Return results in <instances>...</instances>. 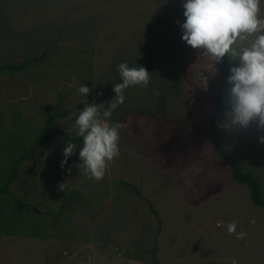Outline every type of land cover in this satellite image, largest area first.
I'll list each match as a JSON object with an SVG mask.
<instances>
[{"label":"rangeland","instance_id":"rangeland-1","mask_svg":"<svg viewBox=\"0 0 264 264\" xmlns=\"http://www.w3.org/2000/svg\"><path fill=\"white\" fill-rule=\"evenodd\" d=\"M183 2L0 0V63L45 49L43 59L24 71L0 72V186L46 112L57 107L61 116L45 134H72L84 108L81 86L90 89L89 104L107 105L121 82V62L151 73L147 88L126 89L124 104L108 118L124 127L120 154L102 181L79 175L74 166L83 139L63 169L68 140L61 136L17 165L8 191L0 194V264H150L156 220L148 202L160 220L154 255L160 264H264V233L256 226L248 223L242 240L225 233L230 219H257L263 228L264 207L246 201L247 187L232 179L212 148L206 125L219 72L209 77L207 91L199 88L198 50L182 40L181 29L163 25L185 22ZM258 15L264 19V0ZM217 135L242 169L252 171L264 196V145L258 142L264 132L252 124L232 132L217 128ZM172 165L185 178L163 172ZM66 182L65 192L58 191Z\"/></svg>","mask_w":264,"mask_h":264},{"label":"clouds","instance_id":"clouds-1","mask_svg":"<svg viewBox=\"0 0 264 264\" xmlns=\"http://www.w3.org/2000/svg\"><path fill=\"white\" fill-rule=\"evenodd\" d=\"M182 6L185 22L176 23L183 32L182 40L199 52L203 71L198 76V87L207 91L209 77L218 75L216 65L225 57L229 61V75L221 99L224 111L217 128L232 132L247 130L255 124L257 131L264 132V19L258 15L260 0H184ZM257 33L261 34L255 35L251 43H244ZM233 62L238 64L233 65ZM117 70L121 82L113 86L115 96L107 105L103 102L89 104V87L83 85L78 90L84 97V108L79 111L72 132L83 139V144L79 151L80 163L74 166L79 169V175L97 182L103 180L108 163L120 154L119 129L124 125L111 124L108 118L124 104L126 89L147 88L151 81V73L143 66L130 67L121 62ZM258 142L264 145V135ZM77 146L72 141L66 142L62 169L68 158L75 155ZM66 188L68 182L58 184L57 190L65 192ZM236 228V221L227 225L228 233L234 234L237 240L248 235L237 233ZM231 264L238 262L232 259Z\"/></svg>","mask_w":264,"mask_h":264},{"label":"trees","instance_id":"trees-1","mask_svg":"<svg viewBox=\"0 0 264 264\" xmlns=\"http://www.w3.org/2000/svg\"><path fill=\"white\" fill-rule=\"evenodd\" d=\"M183 23L184 22H180V24H183ZM163 24L165 25V27L181 29L177 25L176 21H164ZM44 54H45V49H43L41 53L38 55L27 56L16 62L6 61L3 63H0V72L2 71H7L11 73L22 72L27 67H30L37 62H40L43 59ZM216 67L219 72V83H218L216 90L212 94L213 110L208 117L207 126H206V129L209 132V138H210L212 148L214 150L215 155L222 158L228 164L232 179L235 182L241 183L247 187L248 198L250 202L255 206L264 207V196L261 194L259 182L254 178V176L252 175L250 171H244L242 169L240 162L234 159L230 155L229 151L221 144L218 138L217 130H216L217 121L220 120L223 115L224 109L221 103V99L223 97V91L226 88V78L229 75V62L226 59V57L223 59V62L220 64H217ZM57 110L58 108L56 107L53 113L46 112L43 125L41 126L40 131L38 135L35 137L33 143L25 152L20 154L12 163L11 170H10L8 177L5 179L2 186H0V194L6 193L8 191L10 182L13 181V179L15 178L16 171H17V165L26 159L34 160V153H35L36 147L40 145L41 143H43L44 141H46L47 139L54 137V136H61L64 139L68 141H72L74 143H79L80 141H82V138L76 137L75 133L69 134L60 129L54 130L51 133L45 134V131L49 127L51 121L61 116V114H59ZM136 112L146 113V110L137 109ZM124 185L126 186L130 185L129 187L134 189L137 195H140L138 188L128 183H124ZM148 206L150 208V212L154 215L155 220H156L155 231H154V236H153V247L152 249L147 251L150 254L149 263L150 264H160L154 256L156 252L155 240H156V235L159 233V230H160V220L150 202H148Z\"/></svg>","mask_w":264,"mask_h":264},{"label":"crops","instance_id":"crops-1","mask_svg":"<svg viewBox=\"0 0 264 264\" xmlns=\"http://www.w3.org/2000/svg\"><path fill=\"white\" fill-rule=\"evenodd\" d=\"M164 25V24H163ZM223 93H224V91H223ZM137 109H142V108H137ZM137 109H135L134 110V112H136V110ZM145 110V109H144ZM137 113V112H136ZM139 114H143V113H139ZM211 114V113H210ZM207 126V125H206ZM216 130H217V127H216ZM227 149V148H226ZM228 150V149H227ZM230 153V152H229ZM241 164V163H240ZM241 167H242V164H241ZM166 168V169H165ZM163 170V172H165V173H169V172H175L176 173V176H180V178H185V176H184V172L183 171H180V167H175V166H171V167H165ZM251 173H252V171H250ZM254 175V174H253ZM255 176V175H254ZM255 179H256V177H255ZM257 180V179H256ZM258 181V180H257ZM259 182V181H258ZM260 191H261V187H260ZM246 196H245V199H246V201H247V199H248V192H246V194H245ZM233 221H236L237 222V228H236V232L237 233H240V232H246V233H250L249 231H248V227H249V225L251 224V226L252 227H254V226H256L257 228H258V230H259V233H264V226H263V228L261 227V223H262V221H259V220H257V219H251V220H249V219H245V221H240V223L238 222V220H233V219H230V220H228V223H227V225L229 224V223H232ZM248 223H249V225H248ZM239 228H242L241 229V231L239 232ZM225 233L226 234H228V235H230V236H235L234 234H229L228 233V231H227V226H226V230H225Z\"/></svg>","mask_w":264,"mask_h":264}]
</instances>
